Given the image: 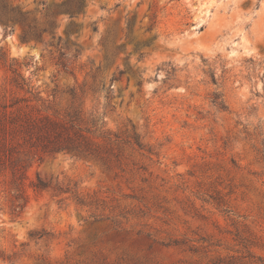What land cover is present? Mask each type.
<instances>
[{"label": "rangeland", "instance_id": "374dc122", "mask_svg": "<svg viewBox=\"0 0 264 264\" xmlns=\"http://www.w3.org/2000/svg\"><path fill=\"white\" fill-rule=\"evenodd\" d=\"M68 1L5 0L40 23L54 12L62 42L0 20V97L30 96L11 62L50 111L102 112L112 84L108 127L153 154L125 145L112 169L46 157L32 176L92 204L30 189L16 214L0 195V264H264V0H85L74 17Z\"/></svg>", "mask_w": 264, "mask_h": 264}, {"label": "trees", "instance_id": "16d2710c", "mask_svg": "<svg viewBox=\"0 0 264 264\" xmlns=\"http://www.w3.org/2000/svg\"><path fill=\"white\" fill-rule=\"evenodd\" d=\"M84 3L85 0H69L64 10L74 17L75 13L81 12ZM45 19L43 23L37 18L30 19L18 6H9L5 0H0V20L20 22L24 28V38L40 39L44 32H50L53 39L57 38L58 46L61 45L62 36L54 33V12H47ZM94 30H97L96 25ZM50 43L54 45V40ZM60 54L61 58L56 62L59 70L74 74L77 78L75 69H70L69 62L62 60L65 53L61 51ZM17 64L11 62L9 65L14 74L11 84L30 96L16 94L11 98L0 97V195L10 203L13 213H21L27 207L31 199L30 189L38 194L50 191L60 203L72 197L79 205L92 204L70 185L47 180L38 171L32 176L35 166L48 156L70 154L112 169L121 164L125 145L142 153L153 154L152 148L143 143L136 130L123 133L108 127L106 110L111 106L112 84L107 89V104H104L102 112L96 107L85 111L74 104L62 113L50 111L52 108L49 105L43 107L48 99L41 96V91L21 73ZM124 72L123 69L119 71L121 75ZM116 79L114 76L112 81ZM85 85L80 86L82 94L86 91L83 88ZM89 89L95 95L102 88L95 79ZM71 95L73 103L78 97L76 89L72 90ZM39 102L42 105H37Z\"/></svg>", "mask_w": 264, "mask_h": 264}]
</instances>
